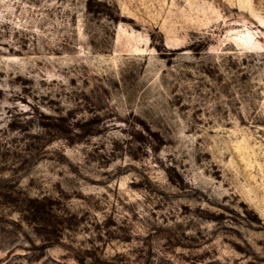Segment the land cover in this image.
I'll return each mask as SVG.
<instances>
[{"label": "rangeland", "instance_id": "rangeland-1", "mask_svg": "<svg viewBox=\"0 0 264 264\" xmlns=\"http://www.w3.org/2000/svg\"><path fill=\"white\" fill-rule=\"evenodd\" d=\"M0 264H264V0H0Z\"/></svg>", "mask_w": 264, "mask_h": 264}]
</instances>
